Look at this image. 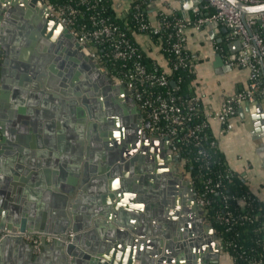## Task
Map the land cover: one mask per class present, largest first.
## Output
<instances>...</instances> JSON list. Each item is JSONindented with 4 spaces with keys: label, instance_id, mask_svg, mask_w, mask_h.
Here are the masks:
<instances>
[{
    "label": "water",
    "instance_id": "1",
    "mask_svg": "<svg viewBox=\"0 0 264 264\" xmlns=\"http://www.w3.org/2000/svg\"><path fill=\"white\" fill-rule=\"evenodd\" d=\"M229 1L264 11V1ZM80 47L43 0H0V92L15 84L12 102L0 97V117L14 118L0 119V264H44L47 255L49 264H221L217 229L180 154L148 131L132 89ZM53 116L72 131L61 143L73 139L55 158L39 128ZM256 124L264 146V122ZM258 153L264 159V147ZM25 231L53 237L35 252Z\"/></svg>",
    "mask_w": 264,
    "mask_h": 264
},
{
    "label": "built area",
    "instance_id": "2",
    "mask_svg": "<svg viewBox=\"0 0 264 264\" xmlns=\"http://www.w3.org/2000/svg\"><path fill=\"white\" fill-rule=\"evenodd\" d=\"M43 1L49 9V16L69 29L80 42L81 50L92 56L113 79L124 82L132 89V96L143 113V121H150L148 131L167 139L174 154H180L181 171L195 187L197 201L204 210L205 220L213 223L207 211L215 198L200 193L196 182L204 183L205 192H217L222 185L220 179L236 171L228 163L222 171L219 169L210 171L211 154L206 143L212 147L219 146V137L211 127L212 120L221 124V131L230 130L234 126L233 119L244 102H259L264 97V11L244 13L229 0H205V8H214V13L192 17L185 14L177 16L175 11L168 13L162 10L158 23L154 24L149 15L147 17L144 13L143 3L147 0H133L131 6H134L137 24L132 28L128 23L119 24L110 15H106L107 7L104 0ZM243 1L258 4L264 0ZM214 20L223 22L228 28L224 37L228 49L218 44L223 60L230 66L247 69L248 76L246 86L227 94L218 107L208 108L199 94L190 93L189 96H185L177 93L178 85L172 77V72L187 66L191 61L187 48V28L200 29L205 23ZM137 31L158 36L160 47L175 55L173 58L165 56L168 67L156 61L157 64L147 68L140 60L133 58L135 54L139 55L133 38V33ZM235 39L241 41V48L231 51L229 43ZM131 58L132 66H128V60ZM116 62L119 63L115 64ZM112 63L115 64L113 67H116V70L110 68L109 65ZM185 148L197 149L202 159L200 167H206V171L193 174L188 167L193 163V158L182 156L181 151ZM220 197V204L222 207L224 205V208L231 199L243 210L254 204L253 197L246 194L222 192ZM255 215H260V211ZM243 216L242 213L235 215L231 209L216 214L218 220L223 223H231ZM229 228L228 226L227 229ZM22 233L37 246L45 234L28 231ZM45 235L47 240H52L53 233ZM217 240L221 252L227 253L219 234ZM260 262L261 260H256L254 264Z\"/></svg>",
    "mask_w": 264,
    "mask_h": 264
},
{
    "label": "crops",
    "instance_id": "3",
    "mask_svg": "<svg viewBox=\"0 0 264 264\" xmlns=\"http://www.w3.org/2000/svg\"><path fill=\"white\" fill-rule=\"evenodd\" d=\"M184 1L152 0L148 4L150 20L154 24L158 23L157 13L159 10L168 13L180 11L187 16H194L198 12L205 10V0H189L188 8L183 6ZM112 2L118 15L125 14L131 5V0H112ZM227 31V26L221 21H218V23H205L200 29L188 27L186 30L187 48L191 56L190 71L192 74L188 90L192 94H199L208 108L218 107L227 94H232L237 89L247 85V69L233 67L225 63L218 48L219 42L224 41ZM133 37L147 54L151 55L161 65L168 67V60L161 51L160 44L151 35L137 31L133 33ZM14 85L11 83L8 88L9 91L4 95L1 89V99L7 96L6 99L12 102ZM26 95L25 98L27 99L29 94ZM19 98L21 97L17 99L19 100ZM263 112L264 97L259 102H244L233 119L234 126L232 129L221 131V124L216 120L211 121V127L213 132L219 137V146L225 155L227 163L234 170L246 177L251 191L264 201V159L258 153L264 146L262 145L256 124V121L264 122V118L261 115ZM0 119L14 121L13 116L7 112ZM57 120H60L58 116L49 117L48 120H45L46 122L43 120L39 125V128H41V148L47 151V155L45 156L52 158L58 155L57 152H59L60 146H73V139L70 138L67 142L61 143V135H67L68 131L70 133L72 131L69 129L70 127L67 128L68 131L67 129L61 130L57 124ZM13 129L12 124H10L9 130L11 134L13 133ZM25 131L27 132V130ZM13 142H15L14 139ZM68 153L71 152L68 151ZM3 164L1 160L0 175L2 174ZM43 169L44 166L37 168L38 171H42ZM28 184L26 183V185ZM32 188L34 187L32 186ZM34 190L37 191L35 188ZM42 201L44 204L40 209L47 211L49 208L48 202L43 198ZM41 249L42 247L40 246L35 249V252ZM221 253V264H233V259L229 254ZM49 258H51L50 255L45 257L47 261ZM47 261L43 263L49 264Z\"/></svg>",
    "mask_w": 264,
    "mask_h": 264
},
{
    "label": "trees",
    "instance_id": "4",
    "mask_svg": "<svg viewBox=\"0 0 264 264\" xmlns=\"http://www.w3.org/2000/svg\"><path fill=\"white\" fill-rule=\"evenodd\" d=\"M152 0H147V2L143 3L144 6V13L148 17L149 13V3ZM105 5L107 7V11L105 12L106 15H110L112 19H114L117 23H128L132 28L136 26V19L134 18L135 9L133 4V0H131V5L129 9H127L126 13L123 15H118L116 13L115 8L113 7L112 0H104ZM162 10H159L157 13L158 17L160 16ZM215 12V9L205 8L204 11L198 12L192 17H198L201 15H210ZM177 16H182V12L176 11ZM165 29V28H164ZM152 38L159 41V37L156 35H151ZM163 37V36H162ZM134 38V37H133ZM135 40V39H134ZM136 42V41H135ZM165 43V41H164ZM163 43V45H164ZM166 44V43H165ZM220 45H222L225 49H228V43L226 41H220ZM138 47V54H135L133 58H137L140 60L147 68L154 66L156 60L149 54H147L141 46L136 42ZM163 54L167 57L175 56L174 54L170 53L169 50L165 48H160ZM189 51V50H188ZM191 57V56H190ZM128 60V66H132V59ZM109 64L111 61H108ZM121 62V61H120ZM116 62L115 64H118ZM109 65L112 70H116L115 65ZM191 61L188 63L187 66L181 67L172 72V77L178 85L177 93L183 94L185 96H189V84L190 79L192 77L191 71ZM206 147L211 154V163L209 170H224L227 164L225 155L221 151L219 146L212 147L209 143H206ZM182 156H189L193 158V163H191L188 167L192 170L193 174L201 173L207 170V168L200 167V163L202 159L200 158V154H198L197 149H183ZM222 185L220 187V191L217 192H205L204 183L197 181V189L200 193H204L209 197H214L215 201L209 207L208 217L212 220L214 226L217 229V232L223 242V248L227 254H229L233 259V264H254L256 260H261L260 264H264V201L261 200L256 194H254L247 184L246 177L238 172L235 171L230 176H223L221 179ZM222 192L225 193H235L237 195L246 194L250 197H253L254 204L246 210L241 209L238 203L234 200H230L228 206L224 208V205L220 204L221 197L220 194ZM220 197V199H218ZM261 207V208H260ZM231 209L238 215L242 213L244 215L242 218H238L231 223H223L216 217L218 212H224V210ZM260 211V215L256 216L255 214ZM230 227L227 229V227Z\"/></svg>",
    "mask_w": 264,
    "mask_h": 264
},
{
    "label": "flooded vegetation",
    "instance_id": "5",
    "mask_svg": "<svg viewBox=\"0 0 264 264\" xmlns=\"http://www.w3.org/2000/svg\"><path fill=\"white\" fill-rule=\"evenodd\" d=\"M0 138H2V132H1V130H0ZM73 197H75V196H73ZM221 256H222V253H220V258H219V260H217V261H219V263H221V262H220V260H221ZM209 262H210V264H211V263L215 262V260H209Z\"/></svg>",
    "mask_w": 264,
    "mask_h": 264
},
{
    "label": "rangeland",
    "instance_id": "6",
    "mask_svg": "<svg viewBox=\"0 0 264 264\" xmlns=\"http://www.w3.org/2000/svg\"><path fill=\"white\" fill-rule=\"evenodd\" d=\"M1 58H2V55H1ZM1 58H0V59H1ZM35 246H36V248H38V247H40L41 245L39 244L38 246H37V245H35Z\"/></svg>",
    "mask_w": 264,
    "mask_h": 264
}]
</instances>
